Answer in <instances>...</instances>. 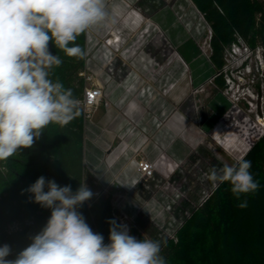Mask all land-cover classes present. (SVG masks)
Wrapping results in <instances>:
<instances>
[{
	"label": "rangeland",
	"instance_id": "1",
	"mask_svg": "<svg viewBox=\"0 0 264 264\" xmlns=\"http://www.w3.org/2000/svg\"><path fill=\"white\" fill-rule=\"evenodd\" d=\"M132 4L137 26L124 21ZM105 5L108 23L86 32V70L104 94L86 127L93 196L110 201L130 235L171 231L176 242L217 186L205 173L233 164L264 132V60L239 39L218 71L213 26L195 0ZM143 159L151 174L139 169Z\"/></svg>",
	"mask_w": 264,
	"mask_h": 264
},
{
	"label": "clouds",
	"instance_id": "2",
	"mask_svg": "<svg viewBox=\"0 0 264 264\" xmlns=\"http://www.w3.org/2000/svg\"><path fill=\"white\" fill-rule=\"evenodd\" d=\"M108 21L105 0H0V161L31 148L50 124L65 126L79 115L72 90L52 79L63 61L49 51V43L83 59L86 52L75 43L77 37ZM251 167L241 157L211 168L204 178L217 186L230 184L237 207L244 209L248 201L240 198L259 189ZM26 191L51 215L15 259H7L10 245L0 246V264H167L160 241L138 240L115 219L108 221L105 244L78 211L93 196L86 184L73 192L70 185L40 176Z\"/></svg>",
	"mask_w": 264,
	"mask_h": 264
},
{
	"label": "trees",
	"instance_id": "3",
	"mask_svg": "<svg viewBox=\"0 0 264 264\" xmlns=\"http://www.w3.org/2000/svg\"><path fill=\"white\" fill-rule=\"evenodd\" d=\"M195 1L213 26L210 58L218 71L225 65L226 49L239 39L251 49L260 48L264 60V0ZM86 36L82 33L75 41L85 52ZM49 51L63 61L52 70V79L70 88L75 99L81 97L85 79L80 72L86 68L87 55L83 59L69 57L52 42ZM262 75L264 78V69ZM78 111L67 125L50 124L31 148L0 161V246L10 245L12 254L7 259H15L51 215V209L35 203L26 191L40 176L54 179L60 186L70 185L73 192L84 183L93 193L85 162L84 112L80 107ZM242 157L252 162L250 171L259 183L256 193L240 198L248 201L247 208L237 207L239 201L230 184L216 186L182 226L177 241L161 246L167 264H264V132ZM89 201L78 211L108 244V221L115 219L112 205L94 196ZM29 218L34 219L33 224H25ZM15 221L23 223L22 229L8 232L7 226ZM131 235L143 239L136 230Z\"/></svg>",
	"mask_w": 264,
	"mask_h": 264
},
{
	"label": "built area",
	"instance_id": "4",
	"mask_svg": "<svg viewBox=\"0 0 264 264\" xmlns=\"http://www.w3.org/2000/svg\"><path fill=\"white\" fill-rule=\"evenodd\" d=\"M233 44H237V42ZM80 75L83 76L85 79V88L83 95L77 98V100L79 101L78 107H80L84 112V122L85 125L87 126L88 124L93 122L95 112L97 111L99 106L103 103L102 101L104 94H103L102 86L100 84H96L95 82H93V76L89 72H87L86 68L80 72ZM106 104L109 103L106 102ZM138 165L140 167L139 169L142 172H144V174H151L154 168L152 162L144 159L139 161ZM95 195H96L95 200H97L98 197L100 196V192H96ZM87 202L90 204L89 200ZM113 215L117 217L114 211H113ZM183 222L184 221H181V223ZM33 223H34L33 218H29L25 221V224H33ZM120 223L126 224L130 232V225L128 223H124L121 219H120ZM22 227H23V223L21 221H15L7 226V231L13 232L22 229ZM174 238H176V233L169 231L167 232V234H162L161 236H158L157 240L161 242V246H162L165 244L166 240L174 239Z\"/></svg>",
	"mask_w": 264,
	"mask_h": 264
},
{
	"label": "bare ground",
	"instance_id": "5",
	"mask_svg": "<svg viewBox=\"0 0 264 264\" xmlns=\"http://www.w3.org/2000/svg\"><path fill=\"white\" fill-rule=\"evenodd\" d=\"M131 12H129L127 15H126V17H125V19H124V21H130V19L131 18H136V20H135V25L137 26L138 25V23H140L141 21H140V17L137 15V13H135V11H133V10H136V7L132 4V8H131ZM158 46V45H157Z\"/></svg>",
	"mask_w": 264,
	"mask_h": 264
},
{
	"label": "crops",
	"instance_id": "6",
	"mask_svg": "<svg viewBox=\"0 0 264 264\" xmlns=\"http://www.w3.org/2000/svg\"><path fill=\"white\" fill-rule=\"evenodd\" d=\"M89 125V124H88ZM87 127V126H86ZM85 158H86V135H85Z\"/></svg>",
	"mask_w": 264,
	"mask_h": 264
}]
</instances>
